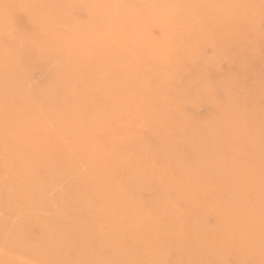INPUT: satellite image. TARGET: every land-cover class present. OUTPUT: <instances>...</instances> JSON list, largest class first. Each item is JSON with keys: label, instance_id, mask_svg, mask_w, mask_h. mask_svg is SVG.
<instances>
[{"label": "bare ground", "instance_id": "1", "mask_svg": "<svg viewBox=\"0 0 264 264\" xmlns=\"http://www.w3.org/2000/svg\"><path fill=\"white\" fill-rule=\"evenodd\" d=\"M0 264H264V0H0Z\"/></svg>", "mask_w": 264, "mask_h": 264}]
</instances>
